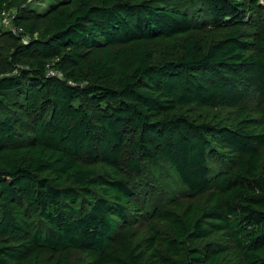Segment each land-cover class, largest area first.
Here are the masks:
<instances>
[{
	"label": "trees",
	"instance_id": "trees-1",
	"mask_svg": "<svg viewBox=\"0 0 264 264\" xmlns=\"http://www.w3.org/2000/svg\"><path fill=\"white\" fill-rule=\"evenodd\" d=\"M38 1L0 0V264H264L261 0Z\"/></svg>",
	"mask_w": 264,
	"mask_h": 264
},
{
	"label": "rangeland",
	"instance_id": "rangeland-1",
	"mask_svg": "<svg viewBox=\"0 0 264 264\" xmlns=\"http://www.w3.org/2000/svg\"><path fill=\"white\" fill-rule=\"evenodd\" d=\"M64 0H41L36 2V4L32 5V8L37 9L38 11H45L47 8L51 7L52 5L61 2ZM262 4H264V0H261ZM1 26V23H0ZM5 27V26H4ZM3 27V28H4ZM6 28V27H5ZM198 40L205 44V45H209L213 40L217 39L219 37L218 34H211V33H207L206 31H202L201 33L196 34ZM203 112L204 110L193 106L191 108H189L188 113L196 119H201L203 116ZM216 110H212L210 112V114H215ZM128 172V171H127ZM134 178H138L139 176L137 174H132ZM141 179H143L144 177H140ZM165 185V188L163 190H165L164 192L166 193V190L169 188V185L167 184L166 181H164L163 179H161V177L159 176L156 180H155V187L154 189H152L155 193L161 192V187H163ZM157 188V189H156Z\"/></svg>",
	"mask_w": 264,
	"mask_h": 264
},
{
	"label": "built area",
	"instance_id": "built-area-1",
	"mask_svg": "<svg viewBox=\"0 0 264 264\" xmlns=\"http://www.w3.org/2000/svg\"><path fill=\"white\" fill-rule=\"evenodd\" d=\"M13 15L14 12L12 10L2 9L0 11V20L5 27L9 28L13 33L18 35L22 32V28L12 25ZM26 39L27 36L22 37L23 41H25Z\"/></svg>",
	"mask_w": 264,
	"mask_h": 264
}]
</instances>
